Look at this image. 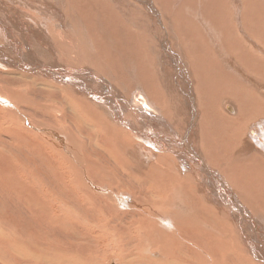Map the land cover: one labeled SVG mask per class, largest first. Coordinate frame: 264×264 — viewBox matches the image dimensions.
<instances>
[{"label": "bare ground", "instance_id": "1", "mask_svg": "<svg viewBox=\"0 0 264 264\" xmlns=\"http://www.w3.org/2000/svg\"><path fill=\"white\" fill-rule=\"evenodd\" d=\"M202 1L207 2L105 0L107 4L101 7L93 0H82L85 8L78 10L83 14L69 16L65 14L69 7L58 5L57 0H0V10L6 15L0 20V65L18 75L16 83L0 77L4 82H0V101L5 104L0 107V132L12 142L18 141L15 135L20 136L24 145L19 142L16 147H26L43 161L56 157V163H61L60 159L74 163L76 167L72 164L71 168L64 164V183L73 185L74 193L87 206L102 209L106 235L124 202L130 203L127 192L146 186L150 196L131 202L120 214L132 211L140 215L133 222L134 236L143 239L142 234L147 235V250L157 245L158 250L164 249V264L176 259L180 264H196L194 258L201 252L197 243L202 239L205 259L200 264H229V260L231 264H264V201L252 204L247 200L248 195L254 197L260 190V176L255 174H264V56L257 54L260 46L252 41L254 29L237 27L240 21L236 9L229 21L234 24L232 33L238 34L239 28L243 38H237L238 34L234 40L240 44L246 40L248 44L240 48L239 43L230 41L233 50L224 43L223 37L231 30L225 25L227 21L221 20L228 11L226 0H208L206 4L212 14H217L218 22L214 14L204 19L206 24L195 22V16L187 12L200 13L197 9ZM229 1L234 6L240 4V0ZM251 13L257 27L256 17L264 12L258 8ZM71 19L80 24V29L100 31L111 58L97 53L95 43L81 40L68 30L65 21ZM114 33L122 35L128 49L121 48L123 42ZM195 35L201 41H195ZM139 46L155 54L160 85L174 76L176 83L168 91L169 101L150 78V64L142 65L135 56L139 55ZM120 49L123 55H118ZM190 52L196 59H190ZM113 53L116 55L112 57ZM89 59L98 71L89 67ZM243 68L251 74L253 71L254 85L238 79ZM82 77L87 78L86 84L80 81ZM24 79L29 81L27 90ZM55 82H63L66 87H55ZM199 96L202 116L188 107L190 102L196 105ZM183 118L193 123L194 137L189 141L183 138L182 151H176L175 129ZM241 132L245 136L238 147L236 139ZM5 142L0 138L1 147H7ZM86 148L90 149L87 155ZM9 152L0 150V163L5 166L4 173L0 168L2 184L37 193L44 178L55 176L48 171L41 174L36 167L41 165L39 159L14 163ZM93 153H97L94 158ZM186 153L191 163L180 165ZM226 168L230 170L223 173ZM242 173L253 179V183L248 182L247 195L239 191L241 184L247 185L244 179L237 183L232 178ZM169 182H173L169 189H176L168 200L164 198ZM261 182L264 189V175ZM52 203L56 207L51 203L48 206L57 219L71 218L65 204L57 199ZM153 203L155 208L149 206ZM114 209L119 210L114 213ZM148 209L159 214L156 221L145 219ZM160 209H166L165 213H159ZM149 225L152 231L145 233ZM84 231L93 232L90 227ZM181 243L186 248L179 249ZM133 258L145 261L138 255Z\"/></svg>", "mask_w": 264, "mask_h": 264}, {"label": "rangeland", "instance_id": "2", "mask_svg": "<svg viewBox=\"0 0 264 264\" xmlns=\"http://www.w3.org/2000/svg\"><path fill=\"white\" fill-rule=\"evenodd\" d=\"M57 1H58V5L71 8V10L69 8L65 9L66 15L69 16L75 15L76 13L74 12L83 14L78 10V8H85L84 7L85 4L81 3L82 0H57ZM194 1L196 3V0ZM208 2H209L208 0L206 3L202 1V4L199 5L200 8L197 10H199L198 12L200 13L193 14L191 12H187L188 14H192L195 16L194 19L195 22L206 24L204 19L210 18L208 15L214 14V13L212 14L211 11L212 9L210 8V6L206 5L208 4ZM93 4L102 7L104 4L107 3L105 2V0H93ZM226 4L228 6V11H226V18L221 17V20L224 19L225 21H227V24L225 25L231 26V30L227 32L226 35L223 37V41H226L224 43H226L228 47L230 41H234V44L237 43V41L234 40L233 37L234 35L236 37L239 34L240 36L238 35L237 38L239 37L243 38V36H241L242 30H238L239 28L237 30L234 28L236 31H238V34L236 32L235 34L232 33V28L234 27V24H231V22L229 21L232 19L233 13L235 12L234 10L236 9L239 12L240 23L239 24L235 23V24L237 25V27L240 26L245 31L247 28L254 29L255 31L254 37L256 38L253 37V39L255 40L252 41L256 42L260 46V50L257 51V54L260 56L261 55L264 56L262 52L264 51V39H263L264 14H259L256 17L257 27L255 26L256 23H253L255 21L250 19L251 18L250 15L252 14L251 12L254 9H256L257 11L258 8H262V11L264 12V0H240V4L236 6H234L231 1L226 0ZM111 10L115 14V10L112 8ZM5 16H6L5 11L0 10V20H4L6 18ZM214 17L216 19V22H218L217 14L216 15L214 14ZM215 19L213 20L215 21ZM225 21L224 23H226ZM233 21L235 22L234 18ZM65 23L68 27V30H72L75 34H77L79 39L89 40L95 43V45L98 48L97 53L100 52V54L106 55L107 56L106 58L108 59L111 58V53L108 52L109 48L104 43V38L100 34V31L98 30L96 31L94 28H88L86 30L80 29V24L78 22H74L73 19L69 21H65ZM209 25L211 24L209 23ZM114 35L116 36V38H118V40L123 42V46L121 48L123 50L128 49L122 35L120 33L117 34L114 33ZM194 37H195V41L197 40L201 41L198 35H195ZM184 41H187L188 43L189 42L192 43V40L189 41V39L187 40L184 39ZM244 41L246 40H243L241 44L240 42H238L239 44L237 43L240 46V48L241 45L248 44ZM212 42L214 41L212 40ZM0 43L2 42L0 41ZM29 44L30 45L32 44L31 40H29ZM194 46H197V44L195 43ZM229 48L233 50L235 49L232 47ZM242 49L244 50V46H242ZM239 52L240 51H238V53ZM150 53L151 52H148L146 48L144 49L141 48L139 55L135 53V56L141 60L142 65L144 64L147 66L148 63L150 64L151 66L150 78L159 84L160 88L163 90V95H165L167 101H169L168 91L169 89L174 88L176 80L173 81L174 76H170L167 78L168 82L166 84L163 85L161 82L160 85L159 73L157 72L158 70H156L157 66L155 62V54L153 55V53L151 54ZM128 54L131 55V53ZM115 55L116 54L113 53L112 57ZM118 55H123L121 49ZM93 57L97 58L96 55H94ZM189 57L190 59L192 58L196 59L195 55H193L191 52ZM168 61L169 58H165V62ZM258 62L262 63L260 61ZM87 63L89 67L92 68L95 72L98 71V68L96 67L95 64H93L91 59H89ZM100 64L102 67V63ZM261 69L262 68L259 66V71ZM170 70L171 72L174 71V69L172 68H170ZM251 72L253 74L252 70ZM249 74L251 73H249L245 68H243V71H240V75L238 76V79L241 80L242 84L247 83L250 85H254L252 74L251 75ZM16 76L18 77V75H16L15 73L7 72L5 68L0 65V77H2L3 81L5 82L10 81L16 83V79H15ZM11 77H14V79H12ZM195 77L197 78L196 73H195ZM86 79L87 78L82 77L80 81L86 84L87 83ZM24 80L25 81L23 82V86L27 90L29 81L28 79H24ZM3 81L0 78V82L2 83V85H4ZM55 84H57V86L55 87L58 88L66 87L63 82H55ZM38 87L51 91L54 90V88L50 86L38 85ZM233 100L234 99L231 98V101L235 106ZM190 104L191 102L189 103L188 107L195 110V114H199L201 116L203 115L201 96H199V100L196 102L197 106L195 104H191V105ZM4 106L5 104H3L2 101H0V107H4ZM239 108H236L237 113L239 112ZM225 113L228 114L227 110ZM229 115L236 116L231 114ZM191 124L189 121L183 118L180 121L179 125L176 127L175 138L177 142L174 144V150L182 151L180 150L182 146L180 141L185 137L188 141L194 137L193 132L195 131V129L192 128ZM4 133L5 132L3 131L0 132V138H2V142L3 140L6 141L5 143L7 147H1L0 145L1 147L0 150L6 152L7 154L9 150L10 151L9 153L13 155L12 160L14 163H19V162L32 163L39 159L41 165L40 166L37 165L36 167L38 168V170L40 169L41 174H44L46 173V171H48L50 174L55 173V176L52 177L51 179L44 178L43 185L41 186V189H39L37 193H35L34 191H32L33 193L23 191L21 188H16L14 185L2 184L0 182V264H153V263L164 264L166 262L167 257L164 255L166 252L164 251V249L158 250L157 249L158 245L151 248L150 250L145 249L144 240L147 238L146 234H142L143 239L134 236V232L135 233L137 232L135 231L136 225H134L133 222L138 221L140 215L132 211L125 215L120 214V212H124L123 209L127 208V206L131 202H135L136 200L141 201L147 199L145 197L150 196V193L148 191L149 187L141 186L134 188L133 190H129L127 192L129 194L128 198L130 203L127 204V201L124 202L125 205H123L121 210L115 215L113 227L111 229H109L108 227L107 229L108 234L106 235L105 232L103 231L104 226H102L105 224L101 222L103 220L102 209L99 206H97V208L93 210V206L91 205L87 206L85 200H83L81 196L76 195L74 193L75 187L73 185L64 183V178H65L64 171L66 170V167L64 168V164H67L69 168H71L72 164L74 166L75 164L71 162L64 163L62 162V159L59 160V162L61 161V163H56L57 162L56 157L47 158L46 160L43 161L42 157H39L37 154L29 151L26 147L25 148L16 147V145L19 142L23 144L20 136L15 135L18 141L12 142V140L8 135L1 136V134ZM238 135H239V139H236L237 140L236 145H238L239 147L241 142H243V138L245 134L241 132ZM31 139L34 140L35 137H32ZM148 149L150 150V147H148ZM78 150L80 155L81 146L78 147ZM88 152H90V149L86 148L85 154L87 155ZM96 154L97 153L95 154L93 153V158L94 155ZM189 157L190 155L186 153L182 159L183 163L180 165H185L184 164L185 161L188 164H190L191 162H189ZM40 162L37 161L38 164H40ZM224 162L228 163L226 158L224 159ZM205 165L208 166L207 163H205ZM185 167L187 168V166ZM0 168L2 169V173H4L5 166L0 163ZM229 170L230 168H226V170H224L223 173ZM249 174L253 175V171H251ZM255 175L260 176V180H259L260 190L257 191V194L254 197L251 196L253 194L248 195L247 200L252 204L255 201H258L259 199L264 201V189H262L263 182H261V178L263 177L264 174L256 173ZM232 178L237 183L240 182L242 179H244V182H246L247 185H249L248 182L253 183V179L248 180V175L244 173H242L241 175L232 176ZM172 184L173 182H169L167 187L168 196L164 199L169 200L171 197H174L176 187L172 191L169 189V186ZM247 185L244 184L240 185L239 191L241 192L242 195L249 194L250 185L249 186ZM153 188L158 189L157 187L154 186ZM251 188L254 191L255 188L253 187V185H251ZM10 192H15V193L11 195ZM45 194H46L45 197H40ZM45 198L46 200H43ZM54 199H57L61 204L66 205L67 209L70 210V217H71L70 219L64 217H62L61 220L57 219V215L56 213H54V210L50 206H48V203H51L53 206H55L52 203V200ZM168 200H164L163 202H167ZM206 202L207 201L205 200L203 201L204 204ZM149 206L155 208L154 203ZM206 206L210 207L211 204L208 203ZM253 206L254 205H252L251 207ZM118 210L119 209H114V213H116ZM165 211L166 209H160L158 212L164 214ZM148 213L149 216H144L145 219H147L148 221H156V219L159 218L158 216L159 214L158 213L155 214V211L148 209ZM261 213L262 211H260L258 214ZM261 221L262 224L264 225V217L261 218ZM88 227H90V229L93 232L86 233L84 231V228H88ZM151 231L152 229L150 225L147 226L146 229L144 230L145 233ZM13 232H14V236H13ZM9 233H12V236ZM108 235L109 237L107 238ZM113 235H117L118 238L115 240L114 238L110 237ZM170 245L175 247L174 244H170ZM197 245L201 252L197 258H194V261L196 262V264H200V262L203 259H205L202 257V251L205 250L204 248L205 241L202 239L200 243H197ZM184 248H186V246H184L181 243L179 245V249H184ZM154 254H158V256L155 257L153 256ZM137 255L140 257H144L145 261H136L133 257H136ZM173 263L180 264L177 261V259L171 264ZM228 263L231 264V261L229 260ZM235 264H242V263L235 262Z\"/></svg>", "mask_w": 264, "mask_h": 264}]
</instances>
